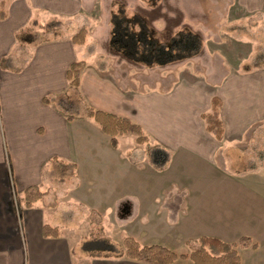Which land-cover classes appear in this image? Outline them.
Listing matches in <instances>:
<instances>
[{
  "label": "crops",
  "instance_id": "0c3cea01",
  "mask_svg": "<svg viewBox=\"0 0 264 264\" xmlns=\"http://www.w3.org/2000/svg\"><path fill=\"white\" fill-rule=\"evenodd\" d=\"M123 1L129 7L134 4L133 0H0L6 12L0 19V264H143L124 257H97L84 251L88 241L84 229L66 232L62 227L60 218L72 222L79 217L78 203L85 205L88 199L101 205L109 174V197L132 204V214L125 220L137 217L136 203L145 217L147 203L181 200L165 193L146 190L135 195L125 190L135 168L136 149L122 150L121 137L113 148L110 137L89 124L88 107L138 123L162 146L164 155L184 150L209 158L220 142L207 132L202 115L218 97L223 142L237 141L245 150L264 149V59L260 63L264 46L259 53L257 40L264 34V0H214L207 14L200 0H190L179 4L186 17L175 25L164 17L150 19V26L159 31L186 29L196 37V55L188 59L201 62L174 73L178 75L174 82L168 81L166 72L173 63L135 67V61L111 48L114 4ZM197 16L205 18V29H196ZM52 18L72 21V32L36 39L38 30L31 28L40 19ZM82 27L88 30L87 41L78 46L72 38ZM216 41L222 42L221 49L210 47ZM76 61L87 64L78 90L67 78ZM71 170L77 180L73 189V182L61 177ZM83 171H89L88 176ZM30 187L47 195L27 208L22 199ZM46 225L58 228V237H45Z\"/></svg>",
  "mask_w": 264,
  "mask_h": 264
},
{
  "label": "rangeland",
  "instance_id": "374dc122",
  "mask_svg": "<svg viewBox=\"0 0 264 264\" xmlns=\"http://www.w3.org/2000/svg\"><path fill=\"white\" fill-rule=\"evenodd\" d=\"M133 1L134 4H129L130 7L123 1L125 15L129 18L137 15L148 28V34L160 44H168L173 38L181 44L192 37L186 29L174 33L170 28H168L170 32H165L163 29L159 31L150 26V19L159 17L172 19L170 22L175 25L186 17L185 13L178 9L179 4L190 0H151L152 3L144 0ZM213 2L214 0H200L206 8L205 14L210 12L208 8L213 7ZM157 5L159 7L153 10L152 8ZM188 13L192 14L190 11ZM204 19L201 16L198 18L199 27L196 26V29H205ZM72 24V21H61L56 18L47 21L40 19L31 29L38 30L36 39L43 41L70 34ZM140 24H134L131 31L139 32ZM258 36V52L261 53L264 34ZM201 38L205 41V34ZM210 45L219 49L223 46L222 42L217 41ZM174 51L179 53V48L176 47ZM262 54L260 63H263L264 59V53ZM129 59L135 61V67L154 66L141 64L134 58ZM198 59H188L166 66L168 81H176L178 75L174 73L184 70L183 67L197 66ZM199 60L201 62V59ZM177 69L179 71H176ZM88 122L102 132L93 120L88 118ZM120 140L122 150L136 149L134 155L132 154L135 168L134 171H130L131 178L125 190L135 195L146 193V190L150 194L165 193L176 195L181 200L173 203L168 201L147 203L145 217L136 203L134 215L137 217L125 220V216L132 214V204L116 202L113 200L115 198L109 197L112 189L110 174L107 175L108 179L103 175L106 179H103V201H99L101 205L88 199L85 200L87 202L85 205L78 203L76 209L79 214L81 213L78 218L72 222L60 218L66 232L72 229L80 233L84 229L86 239L107 238L119 248V252L123 247L124 238L134 236L150 245L159 244L177 253L187 254L190 251L188 243L202 236L218 237L230 243L238 242L242 237H250L258 247L256 250L239 248L241 258L245 264H255L254 260L264 264V149L251 146L245 150L240 148L237 141H231L215 144V152L209 158L184 150L169 152L168 156L161 152L162 146L151 138L150 143L144 145H138L135 135L130 133L123 135ZM106 145L101 144V147L106 148ZM83 172L88 176L89 171ZM75 174L74 170H71L63 171L61 175L62 179H70L73 182L70 189H73L74 183L77 182ZM117 190H120V187H117ZM105 192L108 193V197ZM158 207H161L160 212H157ZM141 213L143 218L140 216ZM257 250L258 254L255 253Z\"/></svg>",
  "mask_w": 264,
  "mask_h": 264
},
{
  "label": "trees",
  "instance_id": "16d2710c",
  "mask_svg": "<svg viewBox=\"0 0 264 264\" xmlns=\"http://www.w3.org/2000/svg\"><path fill=\"white\" fill-rule=\"evenodd\" d=\"M147 1L152 3L151 0H144V2ZM114 9L112 13V36L110 41V46L113 50L122 53L128 58H134L137 62L144 65H169L196 55V50L194 51L193 48V45L196 44V37L193 36L189 41L181 44L180 41L173 38L168 44L162 45L148 34V28L143 25L144 22L142 23L137 15L132 18L127 17L124 8L119 3L114 4ZM5 17V4H2L0 7V19ZM137 23H141L140 31H131L134 24ZM87 36V28L82 27L73 36L72 42L75 45L82 46L86 43ZM176 47L179 48V53H175ZM86 66L85 61H76L71 64L67 72L70 86L75 90H78L80 87L82 74ZM221 109L222 100L214 97L211 110L202 115L207 132L219 142H223L225 137V125L220 116ZM86 114L98 125L104 134L110 137V144L113 148L119 146L120 137L127 133L135 135L138 145L150 142V138L143 127L128 118L91 107L87 108ZM45 195L47 193L40 191L39 188L30 187L25 192L22 202L27 208H30L36 202L44 199ZM18 202L21 203V200H18ZM43 233L45 237H58L59 234L58 228H52L48 225L44 226ZM85 244L83 246L84 251L91 250L96 253L97 257H124L143 264H175L180 260H189L192 264H242L239 248L256 250L258 247L257 243L252 241L250 237H242L238 242L230 243L212 236H202L189 242L190 251L188 254L177 253L159 244L141 245L130 236L124 238L121 252L107 238L103 239L101 237L96 240H88Z\"/></svg>",
  "mask_w": 264,
  "mask_h": 264
}]
</instances>
